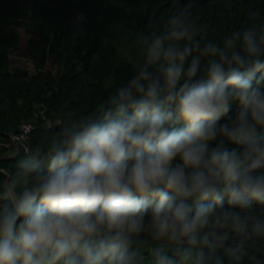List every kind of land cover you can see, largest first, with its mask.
I'll use <instances>...</instances> for the list:
<instances>
[{
	"label": "clouds",
	"instance_id": "obj_1",
	"mask_svg": "<svg viewBox=\"0 0 264 264\" xmlns=\"http://www.w3.org/2000/svg\"><path fill=\"white\" fill-rule=\"evenodd\" d=\"M197 3L149 18L127 80L16 147L0 264H264V21L208 38Z\"/></svg>",
	"mask_w": 264,
	"mask_h": 264
},
{
	"label": "trees",
	"instance_id": "obj_2",
	"mask_svg": "<svg viewBox=\"0 0 264 264\" xmlns=\"http://www.w3.org/2000/svg\"><path fill=\"white\" fill-rule=\"evenodd\" d=\"M173 7V0H0V175L15 166L20 144L10 137L21 125L33 126L34 139L63 108L127 80L139 60L136 38L149 18ZM194 15L219 39L264 21V0H198ZM20 46L31 70L11 64Z\"/></svg>",
	"mask_w": 264,
	"mask_h": 264
},
{
	"label": "rangeland",
	"instance_id": "obj_3",
	"mask_svg": "<svg viewBox=\"0 0 264 264\" xmlns=\"http://www.w3.org/2000/svg\"><path fill=\"white\" fill-rule=\"evenodd\" d=\"M11 64L13 66H21V67H26L28 69H32L33 66L30 62V59L27 57L24 46H20L18 51L14 53L11 56ZM11 154V153H10Z\"/></svg>",
	"mask_w": 264,
	"mask_h": 264
},
{
	"label": "built area",
	"instance_id": "obj_4",
	"mask_svg": "<svg viewBox=\"0 0 264 264\" xmlns=\"http://www.w3.org/2000/svg\"><path fill=\"white\" fill-rule=\"evenodd\" d=\"M32 129H33V126L30 124L21 125L20 131L17 134L12 135L10 137L11 144L17 145V144L23 143L26 140L27 135L32 131Z\"/></svg>",
	"mask_w": 264,
	"mask_h": 264
}]
</instances>
